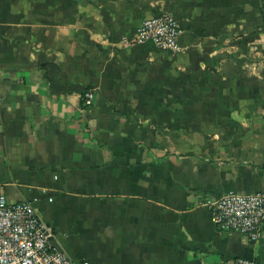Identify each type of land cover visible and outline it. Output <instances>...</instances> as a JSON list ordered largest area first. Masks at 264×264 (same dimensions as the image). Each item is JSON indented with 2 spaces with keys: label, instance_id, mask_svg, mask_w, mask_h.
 <instances>
[{
  "label": "crops",
  "instance_id": "0c3cea01",
  "mask_svg": "<svg viewBox=\"0 0 264 264\" xmlns=\"http://www.w3.org/2000/svg\"><path fill=\"white\" fill-rule=\"evenodd\" d=\"M0 185L72 264H264L205 205L264 192V0H0Z\"/></svg>",
  "mask_w": 264,
  "mask_h": 264
},
{
  "label": "built area",
  "instance_id": "2783aa9c",
  "mask_svg": "<svg viewBox=\"0 0 264 264\" xmlns=\"http://www.w3.org/2000/svg\"><path fill=\"white\" fill-rule=\"evenodd\" d=\"M182 30L167 14L144 19L135 30V41L149 44L159 51H182ZM95 93L83 91L81 102L91 107ZM213 225L222 231H233L249 242L264 240V192L251 195L228 193L217 200H205ZM54 231L30 202L8 203L0 185V264H72L53 245ZM82 264H89L82 262ZM222 264H255L246 258H233Z\"/></svg>",
  "mask_w": 264,
  "mask_h": 264
}]
</instances>
